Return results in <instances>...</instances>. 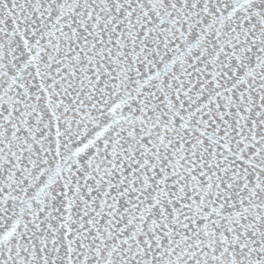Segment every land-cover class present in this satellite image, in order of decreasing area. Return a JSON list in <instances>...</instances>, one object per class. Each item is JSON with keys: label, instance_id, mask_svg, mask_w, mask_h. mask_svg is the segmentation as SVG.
<instances>
[{"label": "snow or ice", "instance_id": "snow-or-ice-1", "mask_svg": "<svg viewBox=\"0 0 264 264\" xmlns=\"http://www.w3.org/2000/svg\"><path fill=\"white\" fill-rule=\"evenodd\" d=\"M0 264H264V0H0Z\"/></svg>", "mask_w": 264, "mask_h": 264}]
</instances>
